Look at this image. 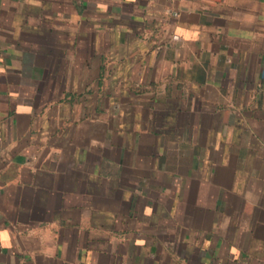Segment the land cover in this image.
<instances>
[{"label": "crops", "instance_id": "obj_1", "mask_svg": "<svg viewBox=\"0 0 264 264\" xmlns=\"http://www.w3.org/2000/svg\"><path fill=\"white\" fill-rule=\"evenodd\" d=\"M0 264H264V0H0Z\"/></svg>", "mask_w": 264, "mask_h": 264}]
</instances>
